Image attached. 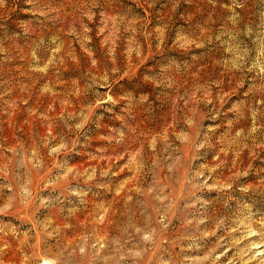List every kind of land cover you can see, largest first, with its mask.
<instances>
[{"label": "rangeland", "instance_id": "1", "mask_svg": "<svg viewBox=\"0 0 264 264\" xmlns=\"http://www.w3.org/2000/svg\"><path fill=\"white\" fill-rule=\"evenodd\" d=\"M0 264H264V0H0Z\"/></svg>", "mask_w": 264, "mask_h": 264}]
</instances>
